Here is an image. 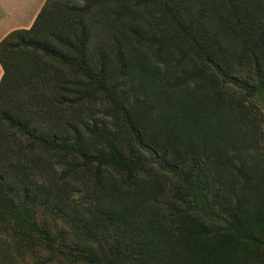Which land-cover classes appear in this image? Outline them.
<instances>
[{
	"label": "trees",
	"instance_id": "1",
	"mask_svg": "<svg viewBox=\"0 0 264 264\" xmlns=\"http://www.w3.org/2000/svg\"><path fill=\"white\" fill-rule=\"evenodd\" d=\"M81 1L0 43V264H264V0Z\"/></svg>",
	"mask_w": 264,
	"mask_h": 264
},
{
	"label": "crops",
	"instance_id": "2",
	"mask_svg": "<svg viewBox=\"0 0 264 264\" xmlns=\"http://www.w3.org/2000/svg\"><path fill=\"white\" fill-rule=\"evenodd\" d=\"M47 0H0V43L13 31L28 30ZM4 71L0 64V81Z\"/></svg>",
	"mask_w": 264,
	"mask_h": 264
},
{
	"label": "rangeland",
	"instance_id": "3",
	"mask_svg": "<svg viewBox=\"0 0 264 264\" xmlns=\"http://www.w3.org/2000/svg\"><path fill=\"white\" fill-rule=\"evenodd\" d=\"M63 1H66V2H69V3H79V4L82 3L81 0H63Z\"/></svg>",
	"mask_w": 264,
	"mask_h": 264
}]
</instances>
